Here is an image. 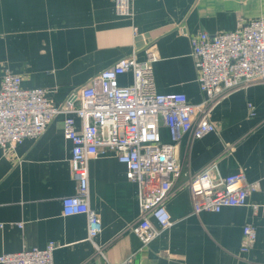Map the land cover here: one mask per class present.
I'll return each mask as SVG.
<instances>
[{"label":"crops","instance_id":"1","mask_svg":"<svg viewBox=\"0 0 264 264\" xmlns=\"http://www.w3.org/2000/svg\"><path fill=\"white\" fill-rule=\"evenodd\" d=\"M128 2L130 14L120 15L115 0H0V81L9 68L21 76L23 87L45 88L49 102L58 105L123 57L134 53L141 62L151 45L155 90L182 92L196 104L203 93L190 35H213L264 18V0ZM118 77L119 85L132 82L131 72ZM64 117L55 114L39 137L25 138L10 153L0 148V254L54 242L53 264H121L130 256L135 264H264V82L221 98L210 113L214 131L201 138L182 136L175 149L180 174L165 203L173 223L145 246L130 228L140 213L137 183L127 179L114 152L105 149L89 159L87 202L101 220L95 242L105 257L86 238V215L62 214V198L76 186ZM74 118L79 129L81 121ZM159 131L169 142L168 130ZM214 161V180L242 172L258 188L248 193L245 205L194 213L188 179ZM247 223L255 227L256 240L241 252Z\"/></svg>","mask_w":264,"mask_h":264},{"label":"built area","instance_id":"2","mask_svg":"<svg viewBox=\"0 0 264 264\" xmlns=\"http://www.w3.org/2000/svg\"><path fill=\"white\" fill-rule=\"evenodd\" d=\"M115 10L129 15L128 0H115ZM137 29L133 27L136 36ZM189 41L203 93L196 104L182 92L155 90L151 62L156 57L151 45L145 48L146 58L141 62L134 53L123 57L58 105L49 102L45 88L23 87L18 73L4 69L0 81V148L10 153L25 138L39 137L55 114H65L62 129L72 144L70 166L76 186L73 194L62 198V214L86 215V238L100 257H105L103 246L95 238L101 231V220L87 202L89 159L110 150L125 165L127 179L137 183L140 213L130 228L145 246L173 223L165 203L180 174L175 149L182 136L189 132L193 138H201L214 131L210 113L221 98L238 88L264 82V18L240 21L235 29L213 35L199 31L190 35ZM126 72L132 73L131 84L119 85L118 76ZM248 108L251 113L250 103ZM75 116L81 121L79 129ZM161 127L168 130L169 142L161 140ZM216 164L206 165L188 179L194 213L245 205L248 193L258 188V182L247 181L242 172L214 180L211 172ZM255 240V227L245 224L239 250L249 251ZM55 247L56 243L49 242L42 248L2 253L0 264H53ZM121 264L135 263L130 256Z\"/></svg>","mask_w":264,"mask_h":264}]
</instances>
